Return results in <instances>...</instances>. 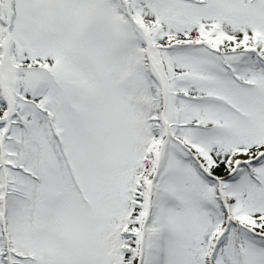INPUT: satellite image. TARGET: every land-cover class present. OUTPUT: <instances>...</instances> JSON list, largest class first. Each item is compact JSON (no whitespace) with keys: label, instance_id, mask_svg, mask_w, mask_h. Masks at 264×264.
<instances>
[{"label":"snow or ice","instance_id":"obj_1","mask_svg":"<svg viewBox=\"0 0 264 264\" xmlns=\"http://www.w3.org/2000/svg\"><path fill=\"white\" fill-rule=\"evenodd\" d=\"M0 264H264V0H0Z\"/></svg>","mask_w":264,"mask_h":264}]
</instances>
